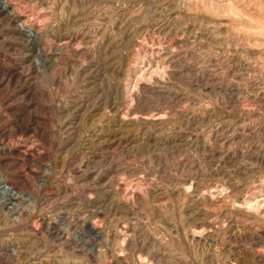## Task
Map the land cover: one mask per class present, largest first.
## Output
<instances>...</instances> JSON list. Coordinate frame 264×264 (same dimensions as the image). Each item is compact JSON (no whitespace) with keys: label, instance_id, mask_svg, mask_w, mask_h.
Wrapping results in <instances>:
<instances>
[{"label":"rangeland","instance_id":"obj_1","mask_svg":"<svg viewBox=\"0 0 264 264\" xmlns=\"http://www.w3.org/2000/svg\"><path fill=\"white\" fill-rule=\"evenodd\" d=\"M0 180V264H264V0H0Z\"/></svg>","mask_w":264,"mask_h":264},{"label":"bare ground","instance_id":"obj_2","mask_svg":"<svg viewBox=\"0 0 264 264\" xmlns=\"http://www.w3.org/2000/svg\"><path fill=\"white\" fill-rule=\"evenodd\" d=\"M2 7L4 8V9H8L9 8V4H8V2L7 1H4L3 2V4H2ZM21 26H23L24 27V23L22 22L21 23ZM34 30H30V32H33ZM1 183H3L1 180H0V185H1Z\"/></svg>","mask_w":264,"mask_h":264}]
</instances>
